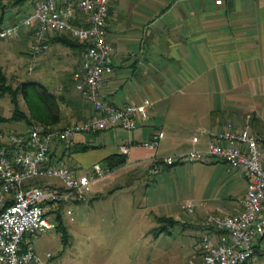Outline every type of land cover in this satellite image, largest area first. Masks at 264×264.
Returning a JSON list of instances; mask_svg holds the SVG:
<instances>
[{"label":"crops","instance_id":"1","mask_svg":"<svg viewBox=\"0 0 264 264\" xmlns=\"http://www.w3.org/2000/svg\"><path fill=\"white\" fill-rule=\"evenodd\" d=\"M106 30L115 49L114 69L104 75L101 97L117 106L151 101L149 118L130 131L116 126L77 133L69 142L55 143L50 147L49 164L68 165L80 175L94 162L106 164L105 159L115 154L124 162L113 170L142 174L153 156L193 146L205 148L208 136L202 130L221 129L229 123L238 128L248 124L250 132L260 138L264 155V0H222L220 4L215 0H110ZM20 35L31 40L29 30ZM58 35L69 37L74 45L64 43ZM48 42L50 55L57 58L55 76L60 80L56 95L62 119L57 127H64L94 113L73 79L83 44L66 33L52 31ZM193 109L199 111L193 113ZM154 131L160 135L159 144L150 149L143 143ZM187 131H192L190 138ZM193 136H198V142H192ZM122 143L130 145L128 155L120 153ZM202 161L223 192L211 198L204 206V216H194V222L169 216L164 232L173 233L182 224L184 230L191 226L214 240H228L225 232L207 223L206 216L237 213L247 180L224 161ZM29 183L62 186L56 178H35ZM93 189L92 183L86 202L102 197L101 191ZM65 206L46 203L49 218L62 222ZM199 239L181 264H200ZM244 264H264V235L256 242L255 255Z\"/></svg>","mask_w":264,"mask_h":264},{"label":"built area","instance_id":"2","mask_svg":"<svg viewBox=\"0 0 264 264\" xmlns=\"http://www.w3.org/2000/svg\"><path fill=\"white\" fill-rule=\"evenodd\" d=\"M110 0H36L31 12L0 28V38L31 31V54L36 56L50 45L48 33H66L83 44L81 60L73 73L76 90L91 103L93 115L60 128H46L31 121L23 132L0 130V264H52V254L43 255L27 246L30 236L49 232L57 223L48 216L46 203H75L87 200L93 181L113 168L94 162L87 172L76 175L73 168L49 164L50 147L69 142L77 133H96L121 126L130 131L149 118L151 101L117 106L101 97L104 75L113 72L115 49L107 40L106 24ZM216 4L222 0H215ZM32 69V65L29 66ZM208 136L205 148L153 156L149 172L155 175L164 166L216 159L226 162L247 180V190L238 199L240 210L233 215L208 214L206 221L225 232L228 240H214L207 233L199 239L200 264H244L256 253V242L264 235V158L260 138L248 124L238 128L227 124L221 129L202 130ZM160 135L154 131L143 143L156 149ZM198 142V136L192 137ZM130 145L119 151L128 155ZM56 178L62 186L28 185L31 179ZM197 204L187 202L182 209L192 214ZM68 214L72 210L66 209Z\"/></svg>","mask_w":264,"mask_h":264},{"label":"rangeland","instance_id":"3","mask_svg":"<svg viewBox=\"0 0 264 264\" xmlns=\"http://www.w3.org/2000/svg\"><path fill=\"white\" fill-rule=\"evenodd\" d=\"M35 1L13 5L12 0H0L4 5V11L0 7V28L22 18L34 8ZM31 42L22 35L0 38V67L6 83L18 91L23 82H38L57 94V58L49 50L32 55ZM17 91L16 103L11 92L0 95V117L6 118L0 120V129L6 132L22 131L26 126L23 117H12L15 106L22 111L27 109L25 99ZM187 134L190 138L192 131ZM213 174L203 161L164 166L155 175L150 174L149 168L143 169L142 174L132 171L127 175L115 169L92 182V191H101L102 197L90 203L66 205L61 218L65 228L30 236L27 246L41 255L50 252L52 264H181L202 233L191 226L184 230L182 224L174 227L173 233L164 232L167 218L192 222L196 215L202 218L204 206L223 192ZM189 201L197 204L192 214L181 207ZM67 207L71 214L66 212Z\"/></svg>","mask_w":264,"mask_h":264},{"label":"trees","instance_id":"4","mask_svg":"<svg viewBox=\"0 0 264 264\" xmlns=\"http://www.w3.org/2000/svg\"><path fill=\"white\" fill-rule=\"evenodd\" d=\"M24 2H26V0H12V4L15 5L22 4ZM0 7L2 8L1 10L4 11V5L0 3ZM58 38L68 45H74L73 41L67 36L58 35ZM80 45L82 46V44ZM6 81L7 78L2 71V68L0 67V95L5 93L6 91L11 92L14 95L13 101L14 103H16L15 93L17 90L12 89V87L8 85ZM18 91L21 92L23 98L25 99L27 109L26 111H22L18 108V106H15V111L12 117H23L27 123L36 121L44 125L48 129L60 128L57 126L62 119V111L60 108V103L58 101V96L56 94L51 92L45 85L31 81L23 82ZM3 119L5 120L6 118L0 117V120ZM105 160L106 164L112 168L124 162L123 157H119L115 154L107 157ZM28 185L34 184L28 183ZM161 221L165 220L162 219ZM62 227V222L58 221L56 228L59 229Z\"/></svg>","mask_w":264,"mask_h":264}]
</instances>
